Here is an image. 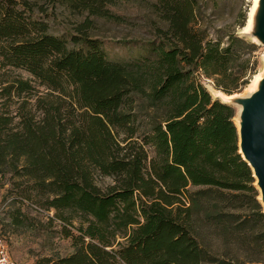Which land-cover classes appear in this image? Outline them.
<instances>
[{
	"label": "trees",
	"instance_id": "trees-1",
	"mask_svg": "<svg viewBox=\"0 0 264 264\" xmlns=\"http://www.w3.org/2000/svg\"><path fill=\"white\" fill-rule=\"evenodd\" d=\"M111 2L52 0L104 17ZM154 7L165 29L144 54L111 59L89 17L57 35L35 2L0 0V175L25 179L73 247L33 264H264L237 110L197 77L241 92L256 44L208 37L197 0Z\"/></svg>",
	"mask_w": 264,
	"mask_h": 264
},
{
	"label": "rangeland",
	"instance_id": "rangeland-1",
	"mask_svg": "<svg viewBox=\"0 0 264 264\" xmlns=\"http://www.w3.org/2000/svg\"><path fill=\"white\" fill-rule=\"evenodd\" d=\"M31 1L42 7L41 10L48 15L46 19L53 34L66 35L89 17L93 20L89 33L103 41L111 59H130L144 54L145 44L159 34L158 28L165 29V22L154 7L156 0H113L106 6L110 13L108 17L91 15L86 10L80 11L61 3L53 4L52 0ZM253 2L254 0H197V25L210 38L227 41L229 35L237 34L252 43L240 33L247 24ZM255 49L250 56L258 60L259 71L264 49L259 45ZM12 73L28 76L16 69H12ZM197 77L211 93L214 89L212 80ZM245 92L246 87L241 93ZM103 181L106 184L110 180L106 178ZM27 186L23 178L10 173L0 175V236L10 257L16 264H33L40 256L69 254L73 247L70 240L61 233L63 224L54 217V210L44 208L40 197ZM18 210L21 213V223L14 219ZM68 227L71 228L69 225ZM215 243L221 246L220 241Z\"/></svg>",
	"mask_w": 264,
	"mask_h": 264
},
{
	"label": "water",
	"instance_id": "water-1",
	"mask_svg": "<svg viewBox=\"0 0 264 264\" xmlns=\"http://www.w3.org/2000/svg\"><path fill=\"white\" fill-rule=\"evenodd\" d=\"M251 18L252 23L249 29L244 28L240 34L247 37L252 43L263 47L264 0L256 1ZM262 65L264 66V58H262ZM211 93L213 100L219 99L221 102L237 108L239 125H236L240 152L252 169L253 176L256 179L255 185L259 191V200L264 208V72L256 88L250 92L246 90L245 93L229 94L214 87Z\"/></svg>",
	"mask_w": 264,
	"mask_h": 264
},
{
	"label": "bare ground",
	"instance_id": "bare-ground-1",
	"mask_svg": "<svg viewBox=\"0 0 264 264\" xmlns=\"http://www.w3.org/2000/svg\"><path fill=\"white\" fill-rule=\"evenodd\" d=\"M256 1L257 0H254V5L252 6L251 8V11L249 13V18H248V21H247V25L245 28L249 29V27L251 26V23H252V13H253V10H254V7H255V4H256ZM263 49H264V46H263ZM262 58H264V52L262 54ZM264 72V66L262 65L261 69L259 70L258 73H256V75H254V77L252 78L251 80V83L248 85V87L246 88L247 92H250L252 90H254L257 86V83L259 81V79L261 78L262 74ZM239 110H240V107H239ZM235 122L237 125H239V114L237 113V115L235 116Z\"/></svg>",
	"mask_w": 264,
	"mask_h": 264
},
{
	"label": "built area",
	"instance_id": "built-area-1",
	"mask_svg": "<svg viewBox=\"0 0 264 264\" xmlns=\"http://www.w3.org/2000/svg\"><path fill=\"white\" fill-rule=\"evenodd\" d=\"M0 264H16L10 257L3 238L0 236Z\"/></svg>",
	"mask_w": 264,
	"mask_h": 264
}]
</instances>
